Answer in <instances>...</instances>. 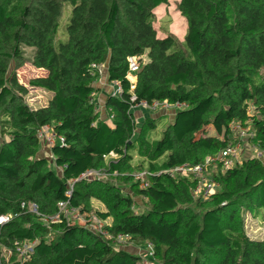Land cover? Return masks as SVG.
Returning a JSON list of instances; mask_svg holds the SVG:
<instances>
[{"label":"trees","instance_id":"obj_1","mask_svg":"<svg viewBox=\"0 0 264 264\" xmlns=\"http://www.w3.org/2000/svg\"><path fill=\"white\" fill-rule=\"evenodd\" d=\"M169 1L0 0V216H14L0 226V253L37 242L26 262L13 254L0 264H142L139 254L116 249L86 227L48 228L22 209L34 204L42 215H55L67 183L89 170L118 173L123 187L79 180L73 206L91 214L93 201L102 204L94 213L102 222L111 220L108 232L129 236L139 247L151 244V260L264 264V240L251 239L245 223L246 213L264 211L261 161L249 156L216 175L218 192L209 199L194 197V180L160 174L202 164L235 145L234 125L264 149V0H181L178 9L188 24L184 42L161 38L154 27L155 12ZM131 57L140 66L135 84L128 79ZM26 64L45 72L29 81L49 93L45 107L26 102L29 89L17 77ZM101 66L110 83L122 86L120 94L106 97L103 117ZM140 101L189 108L177 111L154 140L157 120L149 117L136 127L133 107ZM46 126L65 139L48 150L54 161L41 155L38 132ZM111 152L117 158L105 160ZM135 155L148 164L146 189L134 182ZM135 198L147 199L149 208L136 213Z\"/></svg>","mask_w":264,"mask_h":264},{"label":"built area","instance_id":"obj_2","mask_svg":"<svg viewBox=\"0 0 264 264\" xmlns=\"http://www.w3.org/2000/svg\"><path fill=\"white\" fill-rule=\"evenodd\" d=\"M128 61V79H130L131 76H134V74L139 71L140 66L136 57H131ZM106 69L107 68L104 66L99 67L98 70L100 75H103L107 71ZM110 84L113 87L111 94L116 96L122 92V86L120 82L116 81ZM132 89H134V87H132ZM132 101L135 102L136 97H133ZM139 108L148 109L152 112L161 111L174 115L177 111H181L189 107L186 103L170 104L165 101L162 103L153 102L152 104H149L147 101H140L139 104L133 107V111ZM112 119L113 117H110V121ZM235 129H238V131H236ZM235 129L234 130L236 131V133L238 132L240 136L239 142H237L235 145L230 144L217 156H209L205 159L202 164L199 165L191 166L188 164H184L173 169L163 171L160 174H167L173 178H190L197 183V186L193 191V195L195 198H211L212 196L216 195L219 188V185L214 180V177L216 175L224 174L227 171L234 169L237 165H242L243 160L249 156L258 159L264 164V149L250 142L247 129H243L239 125H237ZM38 137L47 150L53 148L56 144L63 146L65 143L64 137L57 135L49 126H46L39 130ZM46 156L49 159H52L53 161L55 160L52 154L48 153ZM103 158L105 160L116 159L117 155L114 152H111L109 155L104 156ZM61 170L62 169L60 168V171ZM101 171L105 170H89L78 180L69 181L66 186L65 197L58 203V212L53 216L48 217L42 215L38 211L37 206L34 204H23L22 209H27L30 213L40 218L41 223L48 228H51V226L56 225H78L86 227L90 232L103 237L109 243L122 244L126 241H130V237L126 235H111L106 229L107 225H102V223L105 222H102L96 216H93L90 219L88 213L83 212L80 207H75L72 204L74 186L76 182L82 179L90 181L93 178L99 177ZM215 171H217L216 174L214 173ZM149 175L150 173H147L146 175H141L139 177L135 176V183H138L141 189H146L148 187ZM13 218V215H1L0 226L3 227L9 224L13 220ZM36 244L37 242L25 243L21 246L15 244L16 252L13 250H4L5 253L4 251L0 253V260H2L5 256L6 261L8 262L13 254H17L18 261L26 262L30 258V255L33 253ZM140 256L142 257V264H151V259L154 256L152 245L150 244L149 247H147V252L144 255L141 254Z\"/></svg>","mask_w":264,"mask_h":264},{"label":"rangeland","instance_id":"obj_3","mask_svg":"<svg viewBox=\"0 0 264 264\" xmlns=\"http://www.w3.org/2000/svg\"><path fill=\"white\" fill-rule=\"evenodd\" d=\"M180 1L181 0H170L168 5L160 7L155 12L156 20L154 23V27L157 30L158 35L161 38H165L168 35H174L181 42L185 41V37L188 32V24H187L186 19L179 12L178 5ZM71 11H72V7L69 5L65 8V11H64V18L61 23V33L62 35L64 34L62 36L63 39L66 38L65 31H66V27L69 21V17L71 15ZM143 60L146 61V58L143 57ZM44 74L45 72H43L42 70H37L29 64H26L25 66H23L17 71V77H18L19 83L27 86L29 89L28 90L29 94L26 98V102L30 107L34 109L47 106L50 95L49 93L43 90L30 87L29 81L35 77L44 76ZM129 80L132 83H134L136 80V77L131 76ZM97 86L102 92L103 96L105 95L107 97L108 95L112 93L113 87L110 84V81L108 80L106 76V72L102 75V78L99 81V85ZM103 96L100 97V103H99V109H98L102 117L104 114L103 109H104V100H105L104 98L105 96L104 97ZM133 114L135 115V119H136L135 124L138 130L141 128L146 118L150 117V118L157 120V129L154 132V140H159L161 138L162 132L166 129L167 125L172 122L173 116H174L173 114L164 113L161 111L152 112L151 110L142 109V108L134 110ZM236 126L237 125L233 126V128L235 129ZM235 130L238 131V129H235ZM211 133H213L212 129H210V134ZM48 153L49 151L44 146V149L42 150L41 155L45 156ZM163 160L164 159H161L159 161V164H161ZM133 166L136 168V171L133 173V175L137 177L144 175V174L146 175L147 173H149L148 164H144L141 158H139L137 155H135ZM139 167H142V168H139ZM214 173L216 174L217 171H215ZM118 176H119L118 173L109 174L108 172L101 171L99 174V177L93 178L90 181H93V180L111 181L113 184L123 187V185L117 181ZM125 189H126L125 191L128 192V188H125ZM135 199L138 205V207L136 208L137 209L136 213L143 212L149 208L147 199H142V198H135ZM92 205H93V208L91 210L92 213L90 212L91 214H88L90 219L91 217L96 216L94 212H96L97 210L104 209L103 205L96 201H93ZM245 221H246L245 222L246 232L249 235V237L254 240H264V211L262 210V213H260V215L258 216H253L250 213H246ZM108 223L111 224V220H109L107 223H102V225H108ZM111 244L116 249L125 250L133 254L144 255L147 252L146 247L136 246L134 243H132L131 240L126 241L122 244H118V243L116 244L111 243ZM151 264H159V263L152 260Z\"/></svg>","mask_w":264,"mask_h":264},{"label":"crops","instance_id":"obj_4","mask_svg":"<svg viewBox=\"0 0 264 264\" xmlns=\"http://www.w3.org/2000/svg\"><path fill=\"white\" fill-rule=\"evenodd\" d=\"M100 96H103V95H102V92L100 93ZM104 96H105V95H104ZM104 96H103V97H104ZM104 98L106 99V96H105ZM104 101H105V100H104ZM45 156H46V155H45ZM46 157H47V156H46Z\"/></svg>","mask_w":264,"mask_h":264}]
</instances>
